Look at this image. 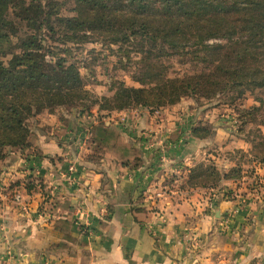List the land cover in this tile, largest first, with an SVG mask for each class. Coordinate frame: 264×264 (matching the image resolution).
I'll return each instance as SVG.
<instances>
[{"label":"crops","instance_id":"obj_1","mask_svg":"<svg viewBox=\"0 0 264 264\" xmlns=\"http://www.w3.org/2000/svg\"><path fill=\"white\" fill-rule=\"evenodd\" d=\"M91 114H43L30 147L15 151L13 162H0V190L34 169V190L18 188L32 216L0 199V238L6 239L0 255L7 252L9 263L264 264V178L256 189L251 185L246 210L228 222L242 202L226 193L246 185L245 178L211 192L167 189L172 172L197 164L210 141L192 136L184 143L177 131H142L156 122L144 108ZM149 132L160 151L144 145ZM162 158L161 170L155 165ZM130 162L139 167L128 170ZM73 163L71 184L65 174Z\"/></svg>","mask_w":264,"mask_h":264},{"label":"trees","instance_id":"obj_2","mask_svg":"<svg viewBox=\"0 0 264 264\" xmlns=\"http://www.w3.org/2000/svg\"><path fill=\"white\" fill-rule=\"evenodd\" d=\"M75 4L73 15L63 17V4L57 0H0V41H11L0 48V160L7 148L30 147L28 122L44 113L136 108L155 112L184 98L212 101L219 96H227L233 106L247 93L264 91V0H75ZM44 34L52 41L118 46L122 59L134 67L131 78L139 87L120 81L111 85L108 95H94L86 89L77 63L48 60L51 51L43 43ZM171 58L204 70L171 77L167 64ZM259 102V107L251 108L256 114L264 106L263 100ZM213 134L205 127L192 131L202 140ZM258 137L251 151L264 163V132ZM125 166L135 171L139 164ZM232 171L235 175L223 174L214 164L201 165L187 183L215 190L224 180L241 177L239 168ZM33 190L29 184L28 191Z\"/></svg>","mask_w":264,"mask_h":264},{"label":"rangeland","instance_id":"obj_3","mask_svg":"<svg viewBox=\"0 0 264 264\" xmlns=\"http://www.w3.org/2000/svg\"><path fill=\"white\" fill-rule=\"evenodd\" d=\"M57 1L63 4L60 9L61 16L64 17L73 15L72 10L76 5L75 0ZM42 39L44 45L51 51V55H49L48 60L55 62L56 60L62 58L66 59L68 63H77L81 69L80 71L86 89L98 97L108 95L110 93L109 89L111 85L120 81L125 82L126 85L131 87H139L138 83L134 82L131 78L134 67L130 65L128 60L122 59V52L118 50V46L108 47L101 42L73 44L62 41V38L57 41H52L46 34L42 35ZM216 42L219 41L213 40V43ZM10 43L11 41L8 40L0 41V48H5L9 46ZM132 58L135 59L133 55ZM167 64L171 67V77H182L188 74L200 73L204 70L203 67L192 63L181 64L178 58L169 59ZM122 65L127 66L124 68ZM259 100L264 101L263 90H256L253 93H247L245 99L237 101L233 104V106L228 103L229 101L227 96H219L212 101L196 98H184L175 106L159 109L158 113L157 111L151 112L149 110L156 116V122L153 125L154 129L142 131H177L179 137L182 135L180 138H182V142L184 143L192 139V131L196 127H205L209 131H214V134L210 137V139L202 140L196 138L198 140H202V142L210 141L209 143L206 142L208 144L205 145L206 151L200 156L197 164L187 165L183 168L181 167V172H172L173 177L168 180L165 179L169 182L167 189L185 190L187 188H192L189 187L187 181L191 172L201 165L206 166L214 164L220 172L228 175H235L232 170L239 168L241 177L237 179H226L219 187H224L225 182L241 181L242 178H245L246 185L238 187L237 190L234 189L236 191H227L226 196L229 198L240 196L242 206H244V209L246 210L249 200L252 199L250 193L248 194L251 185L253 184V189H256L258 184H260L259 179L264 178V166H261V170L259 169V166L264 165V163L256 160L253 152L251 151L252 142L260 141V138L258 137L259 131L264 132V127L261 125L264 119V106L262 111L257 114L251 110L252 107H259L261 105ZM73 111L81 114V112L76 109ZM246 112L250 113V115L246 114ZM42 115L29 120L28 123L30 130H33L36 127V120H38V118ZM84 116L88 117L89 115L85 113ZM97 117L98 115H96V118ZM122 121L125 122V119ZM133 126L136 130L137 124H133ZM125 128L128 131H132L130 130V125H128V127L125 126ZM134 129L133 131H135ZM144 140L146 148L157 152L160 151L156 146V140L152 136V133L149 132L146 134L144 136ZM27 148H23V150H26ZM20 150H22V148L5 149L3 154L5 153L4 155L6 156L3 160H0V162H4L8 160V158H10V161L13 162L16 158L13 153H15V151L20 152ZM16 155L21 156L23 153L21 152ZM160 160L161 161H159V163L155 166L162 170L164 169L162 166L166 165V160L163 158ZM33 170L28 169V171H26L27 174H25L21 180H16L13 184L2 187L0 190L1 192L8 190L6 194L0 196V199H4V202L14 205V207L19 209L23 214H30L31 216L32 213L29 211V207L26 206L27 204L24 203L25 200L20 196V190H18V188H22V191L25 190L30 193L28 191V186L31 183L33 184L31 180L34 179L32 174ZM17 184L18 187H16ZM11 185H13V187H11ZM206 191L211 192L214 190ZM153 193L154 192H151L150 195ZM254 194H256V191ZM47 195L45 197V202L48 204L50 201ZM40 212L43 214L45 212V207L42 208ZM2 238L6 241L3 236L0 238V243L2 242ZM8 255L9 254L7 252L0 255V264H24L20 260H14V262L9 263ZM44 261L45 262L43 264H55L48 259Z\"/></svg>","mask_w":264,"mask_h":264},{"label":"built area","instance_id":"obj_4","mask_svg":"<svg viewBox=\"0 0 264 264\" xmlns=\"http://www.w3.org/2000/svg\"><path fill=\"white\" fill-rule=\"evenodd\" d=\"M213 43V41L211 42ZM77 172V167L75 164H71L69 167H68V170H67V173L65 174V178L66 180L69 182V183H75L76 181V174ZM243 210V206H241V208H237L232 214H230L228 216V222H230V219L234 216V214L238 213L240 210ZM245 210V209H244Z\"/></svg>","mask_w":264,"mask_h":264}]
</instances>
